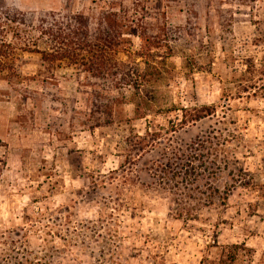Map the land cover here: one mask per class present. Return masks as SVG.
I'll return each instance as SVG.
<instances>
[{"label": "rangeland", "instance_id": "1", "mask_svg": "<svg viewBox=\"0 0 264 264\" xmlns=\"http://www.w3.org/2000/svg\"><path fill=\"white\" fill-rule=\"evenodd\" d=\"M1 10L0 264H264V0Z\"/></svg>", "mask_w": 264, "mask_h": 264}, {"label": "trees", "instance_id": "2", "mask_svg": "<svg viewBox=\"0 0 264 264\" xmlns=\"http://www.w3.org/2000/svg\"><path fill=\"white\" fill-rule=\"evenodd\" d=\"M23 14L24 13L22 12L9 13L2 10L0 11V69H8L9 71H11L10 75L16 73L14 68L11 66L14 65V60L17 56L16 51L18 50V48L22 51H32L26 43L23 47L16 46L20 44L21 40L19 41V39H21V34H23L24 31H28L25 29V26L28 25H26ZM32 28H34L35 31L40 32L41 37L35 38L37 42L31 43V45H36V43L39 42H45V44H47L48 42L45 41L44 38L48 36L52 38L54 44L58 45L56 46L58 49L62 50L63 48L68 46L69 42L66 39V36L60 38V36L54 34L49 27H45L43 24L39 23L37 26H32ZM8 32H14V41L4 39ZM55 52L56 51L44 52L42 54V59L46 62H52L53 60L58 59L59 57L55 55Z\"/></svg>", "mask_w": 264, "mask_h": 264}, {"label": "crops", "instance_id": "3", "mask_svg": "<svg viewBox=\"0 0 264 264\" xmlns=\"http://www.w3.org/2000/svg\"><path fill=\"white\" fill-rule=\"evenodd\" d=\"M18 60H19V58H18V56H16V58L14 60V64L16 63V61L18 62ZM17 65H18V63H17Z\"/></svg>", "mask_w": 264, "mask_h": 264}]
</instances>
